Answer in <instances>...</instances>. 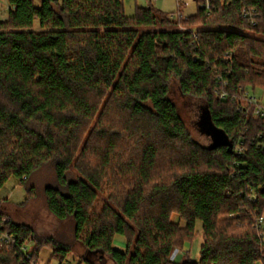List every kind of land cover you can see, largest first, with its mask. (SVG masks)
Segmentation results:
<instances>
[{"label":"trees","instance_id":"obj_1","mask_svg":"<svg viewBox=\"0 0 264 264\" xmlns=\"http://www.w3.org/2000/svg\"><path fill=\"white\" fill-rule=\"evenodd\" d=\"M196 3L184 16L183 4L128 15L124 0H9L0 20V189L52 165L47 208L73 219L87 264H264V115L247 95L264 89V0ZM174 82L227 142L193 137ZM3 204L0 232L16 244L0 241V264L65 263L67 245ZM198 234V261L171 258Z\"/></svg>","mask_w":264,"mask_h":264},{"label":"rangeland","instance_id":"obj_2","mask_svg":"<svg viewBox=\"0 0 264 264\" xmlns=\"http://www.w3.org/2000/svg\"><path fill=\"white\" fill-rule=\"evenodd\" d=\"M155 7L164 12H174L178 8V4H183L182 15L194 14L197 11L196 0H152ZM126 13L132 15L136 5L148 6V0H124ZM9 0H0V20H5L9 16ZM36 22V27H38ZM178 83H173L172 99L178 106L179 112L185 120L193 137L202 145L209 146L214 143H225L228 138L225 134H219L210 125L207 116L203 113V105L205 102L183 95L178 89ZM251 95L255 96L261 106L264 107V89L257 88L251 90ZM208 133H211L209 135ZM213 139V140H212ZM69 177H79L78 171L72 169ZM34 185L35 188L29 192L27 188ZM47 185H57V178L52 165H45L28 182L27 188L21 185L16 177H11L7 183L0 189V198L4 203L6 214L18 222L26 223L31 226L37 237L48 240L56 238L59 242H63L71 249L66 256L64 264H87L83 259L85 249L79 242L74 240V221L72 218L67 220L57 219L47 208L45 187ZM106 194H101L97 203V209L100 210L106 199ZM177 218V217H174ZM198 230L201 229V222L197 224ZM187 243V248L184 250V245ZM202 243L201 234H198L192 241H187L181 248H175L171 254V258L181 260L182 256H188L198 261L200 258V246ZM113 245L121 249H125L128 245L127 238L116 235L113 239ZM86 253V252H85ZM43 261H47L50 255L48 247L42 250ZM181 257V258H180ZM184 258V257H183ZM96 260V259H95ZM57 259L52 260V264H58ZM104 264H116L109 256L105 257ZM256 264H263L258 261Z\"/></svg>","mask_w":264,"mask_h":264},{"label":"built area","instance_id":"obj_3","mask_svg":"<svg viewBox=\"0 0 264 264\" xmlns=\"http://www.w3.org/2000/svg\"><path fill=\"white\" fill-rule=\"evenodd\" d=\"M205 1H206V6L209 8L211 0H205ZM148 2L150 3V2H152V0H148ZM245 14L249 15V14H252V12L245 10ZM247 95H248L249 101L251 103H254V104L260 103V102H258V100L256 99L255 96L250 94V92H248ZM257 112H260L264 115V107L260 105L257 109ZM242 150H243V148L240 147L238 149V153H241ZM7 220L8 219L6 217H4L2 221L6 222ZM256 227L261 231V234L264 235V216L260 217V219L257 221ZM0 241L4 242L5 244H8L10 246L16 244L15 237L13 235L7 233V232H0ZM30 247L31 246L29 244H23L21 246V251L26 255L27 258L30 256V254H29ZM173 259L176 260V258H173Z\"/></svg>","mask_w":264,"mask_h":264},{"label":"crops","instance_id":"obj_4","mask_svg":"<svg viewBox=\"0 0 264 264\" xmlns=\"http://www.w3.org/2000/svg\"><path fill=\"white\" fill-rule=\"evenodd\" d=\"M181 4V3H180ZM179 5V4H178ZM187 248V243L184 245V250H186ZM185 257V256H182V258ZM181 258V257H180Z\"/></svg>","mask_w":264,"mask_h":264}]
</instances>
